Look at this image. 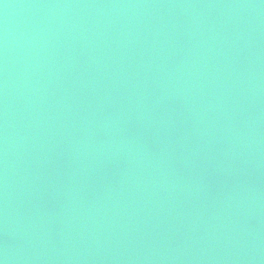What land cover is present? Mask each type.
<instances>
[{
  "label": "water",
  "instance_id": "1",
  "mask_svg": "<svg viewBox=\"0 0 264 264\" xmlns=\"http://www.w3.org/2000/svg\"><path fill=\"white\" fill-rule=\"evenodd\" d=\"M3 264H264V0H0Z\"/></svg>",
  "mask_w": 264,
  "mask_h": 264
},
{
  "label": "clouds",
  "instance_id": "2",
  "mask_svg": "<svg viewBox=\"0 0 264 264\" xmlns=\"http://www.w3.org/2000/svg\"><path fill=\"white\" fill-rule=\"evenodd\" d=\"M0 264H3V262H2V261H0Z\"/></svg>",
  "mask_w": 264,
  "mask_h": 264
}]
</instances>
